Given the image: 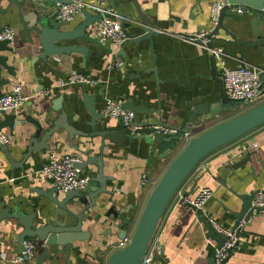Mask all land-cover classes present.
Returning <instances> with one entry per match:
<instances>
[{
  "label": "crops",
  "instance_id": "crops-1",
  "mask_svg": "<svg viewBox=\"0 0 264 264\" xmlns=\"http://www.w3.org/2000/svg\"><path fill=\"white\" fill-rule=\"evenodd\" d=\"M78 1L93 5L105 0ZM215 1L218 0H136L140 12L146 17L147 25L154 31L169 35L170 38H152L151 46L148 41L140 42L136 46L126 40L122 48L124 57L117 55L120 47L112 48L109 43L103 44L111 50V53L107 54L96 46L78 42L77 45L89 49L86 59L80 54L72 53L69 56L56 57L58 61L55 57L45 61L38 59L41 50L37 38L32 35L33 43L28 41L15 13L0 14V30L5 26H13L15 29V37L9 44L12 53L0 52V56L8 58L7 65L13 68L12 76L1 70V78L7 80L8 84L3 86L0 92L4 94L13 86L20 85L22 93L29 97L23 108L0 117L1 121L4 115H14L15 120L21 123L12 129H2L0 135L6 136L9 143L0 146L7 147L8 156L14 164L21 162L22 155L27 152L29 140L36 130L26 118L42 123L46 129L61 111L65 112L70 126L85 133L90 132L84 125L89 121L83 104V97L86 95L93 97L95 111L104 116L96 124L97 131L107 130L106 127H109V131L122 130L118 121L104 115L107 99L121 105L130 102L154 112L152 115H146V119H160L169 126L184 123V114L192 99L197 96L206 98L209 93L213 99H217L223 88L222 84L211 76L209 52L200 45L185 43L173 35L189 36L214 27L209 13ZM49 6L54 7V4ZM114 6V9L109 7L110 15L117 19L120 25L126 23L125 27L131 35H140L141 27L136 25L139 17L131 0H114ZM5 7L6 2L3 1L1 9ZM54 8L56 10L57 5ZM32 11V8L27 7L23 14ZM33 12L37 18L43 13ZM90 13L96 15L91 11ZM253 15H239L233 12L226 15L224 24L234 36L241 39L235 25H243L249 31ZM56 17L59 19L58 15ZM126 18L134 20L135 23L129 24ZM82 19V16H77L71 22L70 29L80 24ZM262 26L264 25L260 26V31ZM96 28L97 25L94 24L86 33L97 38ZM249 39L255 40L253 36ZM232 42L231 37L223 32L213 40V48H221L224 51L228 68H239L242 64L264 67V47L258 46L256 50L244 48L242 60ZM116 59L122 60L123 68L109 69L108 66ZM153 68L156 69V76L148 72ZM74 72L95 83L59 87V83ZM262 76L264 78V75ZM157 78L161 81L160 84L156 83ZM216 79L220 80L218 74ZM46 90H50L51 94L45 96ZM58 99H62L61 110L55 112L53 102ZM248 110L238 109L209 119L194 128L175 151L163 160H159L155 154L150 157L149 147L135 140L128 142L125 139L123 145L118 146L106 137L100 152L102 140L99 137H76L73 144L81 151L88 149L87 154L90 156L101 154L104 163L103 176L112 178L106 182V190L111 196H98L96 207L84 215L83 231L90 235L89 241L75 242L71 250L57 252L54 264H65L62 259H68L72 263L107 264L108 257L117 249L121 240H118L117 228L110 225L105 217L106 210L114 205L117 210L122 211V217L130 220L123 228L127 236H130L150 192L187 141ZM136 118L138 123L144 122V116L137 115ZM251 144H256V148H250ZM48 145L49 151L32 154L20 169L11 166L8 156L0 148V211L1 205L4 204V208L13 209L16 206L25 215L36 214V221L38 219L39 222L47 223L51 219L54 205L34 192L36 189L47 191L54 188L39 173L42 166L50 153L58 156L75 153L80 156L82 162L85 158L80 151L70 148L62 136L52 138ZM247 154H250L251 162L234 170L233 166ZM81 173L91 178L97 174V167L89 165ZM143 178L145 182H142ZM201 187L209 188L212 198L199 214L190 207L176 205L173 201L169 203L150 243L154 250V264H210L213 249L207 242L206 228L199 218L211 216L219 225L231 230L236 222L232 212L238 210L239 202L233 198L230 191L247 194L253 190H264V124L208 154L182 184L185 194L190 196ZM58 194L62 196L63 193L58 191ZM20 232L21 228L15 221L0 222V264H12L11 261L16 258L17 236ZM41 249L39 245L36 247L34 257L40 254ZM224 264H264V216L255 212L253 218L246 222L239 233L238 246Z\"/></svg>",
  "mask_w": 264,
  "mask_h": 264
},
{
  "label": "water",
  "instance_id": "water-1",
  "mask_svg": "<svg viewBox=\"0 0 264 264\" xmlns=\"http://www.w3.org/2000/svg\"><path fill=\"white\" fill-rule=\"evenodd\" d=\"M6 2V7L1 9L2 2ZM76 0H0V14H14L18 20L19 25L28 41L32 44V35L37 38V42L40 46L41 54L38 59L45 61L51 57H60L62 55L69 56L70 54H80L83 59H86L89 53V49L83 45H77L78 42L84 45H93L100 48L107 54L111 53V50L106 48L96 37L90 36L86 33L87 29H90L94 24H97L101 18L100 14L92 15L88 11H83L81 16L83 17L80 24L70 29L71 22L57 19L58 8L55 10L56 5H69ZM108 7L114 9V0H105ZM231 5H240L254 9V15L251 17L249 23V31L243 25H235L238 27V33L241 34V39L234 36L231 30L224 24L226 15H231L233 12L228 5L224 6L219 14L217 23L212 30L213 36L211 42L207 45L208 48L214 47L213 40L220 32H223L226 36H230L233 40L232 44L238 49V54L243 60V49H258V46L264 47V27L260 31V26L264 25V0H228ZM136 13L138 14L139 21L136 25H139L142 33L140 35H131L126 29V23L121 24L126 39L138 46L140 42L148 41L149 45H152V38L162 37L170 38L169 35L159 33L151 29L146 22V17L140 12V9L136 3V0H131ZM54 4V7H50V4ZM30 5V6H29ZM33 5V7H32ZM32 8L33 11L40 12L39 18L35 13L29 12L23 14L24 9ZM48 11V12H47ZM55 14V15H54ZM57 14V15H56ZM126 22L134 24L135 21L126 18ZM62 28H68L67 30H61ZM253 36L255 40H250L249 37ZM70 43V44H65ZM10 42H0V52L12 53V49L9 47ZM196 45H202L201 42L196 41ZM117 52L118 56L124 57L122 48ZM8 58L0 56V89L8 84L7 80L1 78V70L7 71L11 76L13 75V68L7 65ZM212 72L211 76L219 84H222L221 79H216L217 70L213 59L211 58ZM244 66V64H242ZM148 72H152L156 76V69L153 68ZM138 77V76H137ZM261 84H264V78L259 76ZM174 82V81H173ZM156 83L160 84L161 81L157 78ZM264 94V90L262 91ZM1 97V92H0ZM209 97V98H208ZM210 93L206 95V98L197 96L188 103L189 109L185 111L184 123H179L177 126H169L163 123L160 119L150 120L145 118L146 115H152L154 112L147 110L141 106H135L130 102H125L122 107L126 110H131L135 113V118L131 124L132 127H140L139 130L134 133H130L122 126L120 131L107 130L97 131L96 124L104 118L102 114H98L93 105L92 96H84L83 104L84 109L89 116V121L84 123L86 127L90 129V132H82L77 130L73 126H70L64 111H61L56 118L53 119L50 126L46 129L43 128V124L37 121L26 118L27 122H31L36 127L34 136L30 138L27 147V152L22 155V161L14 164L9 158L7 147L0 146L2 152L8 156V160L12 167L22 168L25 161L32 156V154H39L42 151H49L50 147L48 142L52 138L63 137L70 148L76 151H80L83 154L85 160L80 164H75L74 167L80 171H83L89 165L97 167V174L90 178L88 185L82 191H70L62 194H58L56 188L42 191L39 189L34 190L36 194L46 198L50 203L54 205L53 215L47 223L36 221V214H23L16 206L13 209L4 208V204L1 205L0 222L3 221H15L21 228L20 234L17 236V255L23 251L22 243L25 240H30L42 247L38 256H35L32 260L25 259L23 264H54L57 252H66L73 248L75 242L82 243L89 241L90 235L83 231V218L85 213L96 207V200L98 196L105 195L111 196V193L106 190L107 181H111L112 178L103 176L104 163L101 154L96 156H90L87 154L88 149L81 151L78 146L73 144L76 137L79 138H95L99 137L102 140L100 152L104 147V140L106 137L118 146H122L125 139L128 142L132 140L137 141L139 144H143L149 147L150 157L155 154L159 160L167 158V156L174 152L180 142L196 127H199L206 123L209 119L218 118L219 116L227 113H231L241 106L239 102L230 101L221 91L219 98H210ZM203 99L204 102H202ZM62 100V99H61ZM60 99L53 102V110L58 112L61 110ZM159 113L158 111L156 112ZM137 115L144 116V122H137ZM78 118L76 119V121ZM118 123L122 125V121L118 120ZM264 124V101L257 106L249 109L246 112L239 114L238 116L229 119L207 131L199 136L189 139L184 148L170 163L168 168L160 177L152 191L150 192L144 208L137 221L135 229L130 236H127V232L123 229L127 226L130 220L127 217H122V211L117 210L114 205L110 206L106 212L105 217L110 222V225L117 228L118 240H123L129 237L128 243L124 248L114 250L108 257L107 264H141V261L150 246L151 240L155 234L159 221L164 214L166 208L175 192L181 187L184 181L195 170L197 165L213 151L235 141L239 138L254 131L258 127ZM21 123L15 120L14 115H4L0 121V132L4 128L12 129L15 126H19ZM38 138H40L38 140ZM248 146H246L247 148ZM250 154L239 162H237L233 169L237 170L243 168L247 163H250ZM230 194L235 200L239 202L238 210L232 212V215L236 218V222L231 229L232 232L237 230V224L240 220L248 222L253 218L255 212L259 213L263 208L254 207L253 200L258 194L264 196V190H253L247 194H238L230 191ZM199 221L206 228V237L216 242L217 247L220 248L225 238L221 235L215 234L206 218L200 217ZM239 230H237V236H239ZM238 243L236 244V247ZM76 250H79L76 248ZM227 260V259H226ZM223 262V264L226 262ZM65 264H92L90 262H76L72 263L68 259H62ZM210 264H214V252L212 254Z\"/></svg>",
  "mask_w": 264,
  "mask_h": 264
},
{
  "label": "built area",
  "instance_id": "built-area-1",
  "mask_svg": "<svg viewBox=\"0 0 264 264\" xmlns=\"http://www.w3.org/2000/svg\"><path fill=\"white\" fill-rule=\"evenodd\" d=\"M228 5L232 12L236 14H254L255 10L249 7L240 5H231L228 0H218L212 3L210 7V20L215 27L219 14L224 6ZM58 18L60 20L72 22L77 16H81L83 11L100 14L101 18L97 22L96 36L100 43L111 44L112 48H119L125 43L126 36L121 28L120 22L114 19L109 12V7L105 1H100L97 4L89 5L83 4L76 0L69 5H57ZM203 32L189 35L173 37L180 39L188 44H195L196 41L201 42V46L205 48L214 61L215 68L222 82V88L225 96L232 102H239L241 105L251 109L257 106L259 101L264 97L262 91L264 84L259 80L260 75H264V67L244 65L239 68L231 69L226 66V55L221 48H208L207 45L211 42L213 36L211 35L213 28ZM15 37V29L13 26H5L0 30V42H11ZM55 60L58 59L55 57ZM109 69L121 70L123 62L121 59H116L108 66ZM77 83L94 84L95 82L79 73H72L66 80L59 83V87L64 85H72ZM51 94L50 90L44 91V95ZM29 97L22 93L20 85L13 86L8 92L1 94L0 97V117L9 112H15L23 108L28 103ZM104 115L111 120H121L122 126L130 133L139 130L140 127H132L131 124L135 118L132 111L126 110L119 102L107 99L105 101ZM9 139L6 136L0 135V144L6 145ZM252 149L256 148V144H251ZM81 158L75 153L58 156L55 153H50L46 163L40 170L41 176L50 182L54 188L61 193L70 191H82L89 183L90 177L81 173L80 170L74 167L75 164H80ZM145 182V179H142ZM212 198V191L207 187H201L193 196L186 195L182 185L173 195L171 202L176 205L190 207L199 214L208 201ZM254 207L263 208L259 213L264 216V196L258 194L254 200ZM211 230L218 235L225 238L223 245L218 248L215 241L207 239L208 244L214 252V264H223L229 258L232 251L236 248L238 243L237 230L241 231L246 224L240 220L237 224V230L232 232L214 221L211 216H205ZM240 233V232H239ZM129 237L121 240L117 245V249L124 248L128 243ZM23 251L17 255L11 263L23 264L25 259L32 260L34 258L36 244L30 240H25L22 243ZM154 250L149 246L141 264H154ZM4 258V255L2 256Z\"/></svg>",
  "mask_w": 264,
  "mask_h": 264
},
{
  "label": "rangeland",
  "instance_id": "rangeland-1",
  "mask_svg": "<svg viewBox=\"0 0 264 264\" xmlns=\"http://www.w3.org/2000/svg\"><path fill=\"white\" fill-rule=\"evenodd\" d=\"M264 98V97H263ZM261 99L258 103H260V102H262V101H264V99ZM248 107H245L244 105H241L239 108H237L236 110H238V109H242V110H244V109H247ZM240 112V111H239ZM236 117V116H235Z\"/></svg>",
  "mask_w": 264,
  "mask_h": 264
},
{
  "label": "trees",
  "instance_id": "trees-1",
  "mask_svg": "<svg viewBox=\"0 0 264 264\" xmlns=\"http://www.w3.org/2000/svg\"><path fill=\"white\" fill-rule=\"evenodd\" d=\"M240 139V138H239Z\"/></svg>",
  "mask_w": 264,
  "mask_h": 264
}]
</instances>
